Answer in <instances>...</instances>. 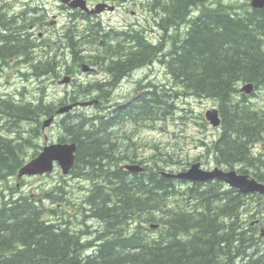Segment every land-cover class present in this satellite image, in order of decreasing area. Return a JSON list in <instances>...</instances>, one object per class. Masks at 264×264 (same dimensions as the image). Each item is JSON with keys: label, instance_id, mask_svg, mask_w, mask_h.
Masks as SVG:
<instances>
[{"label": "trees", "instance_id": "obj_1", "mask_svg": "<svg viewBox=\"0 0 264 264\" xmlns=\"http://www.w3.org/2000/svg\"><path fill=\"white\" fill-rule=\"evenodd\" d=\"M211 1L222 0H148L156 29L128 28L120 39L109 37L99 22L84 16L87 34L95 42L91 54L78 40L83 35L78 26L66 31L62 46L45 49L30 41L24 52L11 48L20 41L6 36L18 29L7 10L5 18L0 17V55L20 54L42 82L53 76L54 84L70 63L79 62L78 54L98 59L107 79L72 83L64 97L52 95V102L45 101L42 83L22 90L30 100L0 92V264H264L263 197L243 195L219 181L184 184L165 177L159 162L179 165L181 160H170L169 153L163 159L157 146L146 157V149L132 141L135 126L152 128L171 115L172 99L212 100L222 125L207 154L217 166L264 184V157L251 150L264 142V108L254 109L238 95L241 83L264 90V10L243 17L231 4L207 10ZM198 7L204 10L193 17ZM23 12L21 23L29 20ZM144 30L160 36L153 43ZM100 53L115 60L105 62ZM43 56L48 60L40 62ZM157 62L165 78L169 76L166 84L150 81L144 94L127 106L114 104L111 90L137 69ZM12 64L6 60L3 65ZM34 92L39 96L32 98ZM91 100L101 110L105 105L103 115L96 109L86 111L88 106L74 108L55 133L75 144L72 177L89 182L87 192L79 187L80 196L73 200L62 177V185L43 190L17 180L25 162L42 149L44 121L56 117L55 128L63 116L55 112L62 106ZM128 128L131 135L125 134ZM126 161L144 164L145 172L118 170ZM187 166L183 163L181 171ZM152 224L157 229H151Z\"/></svg>", "mask_w": 264, "mask_h": 264}, {"label": "rangeland", "instance_id": "obj_2", "mask_svg": "<svg viewBox=\"0 0 264 264\" xmlns=\"http://www.w3.org/2000/svg\"><path fill=\"white\" fill-rule=\"evenodd\" d=\"M229 1L231 2L230 6L232 7L233 11H237V12L241 11L242 4L240 0L212 1L210 4H215V6L209 7V3H208L206 5V9L211 10L212 8L217 7V5L219 4L229 5ZM62 2L64 1L62 0ZM134 3L130 4L131 5V9L129 11L130 13L129 14L127 13V16H123L124 18L127 19V24H130L132 27H135L138 29L148 27V24L150 22H154L153 17L150 16L147 12V8H151V7H148L149 5L148 1L142 0L141 3L143 4H141L140 0H134ZM203 10L204 9L202 7L201 9L200 8L194 9L193 10L194 13L192 14V16L193 17L197 16V14L199 12H202ZM131 12H133L134 14H132ZM110 16H111V13H110ZM190 27H191L190 24L188 25V27L186 25L187 32L190 29ZM19 36L20 35H16L13 33L6 37L18 38ZM23 45L24 43L18 42L12 45L11 48H15L16 50H19V48H22ZM89 54L91 53L89 52ZM3 57H5L4 60H8L11 57H15V56L14 55H4ZM66 57H68L67 53H66ZM107 58L109 59L107 60ZM111 58H112L111 55L109 57L108 55H106L103 60L105 61L115 60ZM12 65H13L12 68L13 67L21 68L20 66H16L14 64ZM15 74L16 73L10 69L6 73V76L8 78H17V77H14ZM89 79L91 81H96L100 79V76L99 74L97 75L93 74L89 76ZM146 79L148 81L149 80L158 81L160 83L166 84L169 81V76H167L166 74V78H165V69L162 65H159V63L153 64L150 70L145 69V71H140L138 73H135L134 75L124 80L119 89L111 90V94L113 97L112 99H113L114 104H119L116 102L124 99L125 97L126 98L122 102L120 101V103H124L128 101L129 99H131L132 97L136 96V94L139 93L140 89L142 88V83H144ZM2 84H3L4 89L9 88L10 90L13 91L14 89L13 83L8 84L6 82H2ZM17 84H21V83L18 82ZM26 84H28L30 87H33V88L39 86L37 83H34V84L26 83ZM51 85L52 83L49 86H47L48 92L53 93V92H59V91L64 90V89H61L60 86H58L57 84H54L52 86ZM31 95H32V98L38 97L39 93L34 92ZM47 101L52 102L50 99ZM250 101H252L251 103H259V104L264 103V91L259 90L257 94L250 99ZM171 102H172V105H174V108L170 110L171 115L168 116L166 120H162L159 122L155 121L153 130H149L143 126L141 127L137 125L136 130L134 132V140H133L137 147H142L143 150L146 149V152H145L146 157L152 156L156 152L155 146H157L158 150L162 153L161 157L163 159L167 158L165 153H169L172 156L170 160H173V161L181 160V163H179V165H171V164L165 165L159 162L161 166L164 165L165 172H169L171 170L176 172L177 171L176 169L181 168L183 166V163L188 164V166L186 167L188 168L189 165L193 162L194 158L201 155V152L203 151V149L199 148V146L202 143L206 145L210 144L211 141L216 139L219 135V130H217L216 128H212L203 118L204 113L207 110L216 107V104L214 101L206 100V99L196 100L192 98H189V99L181 98L179 100H176L175 102H173V99H172ZM104 108H105V105H103L102 110ZM86 111L91 113L92 111H95V109H88ZM56 132H57V129L56 128L54 129L53 127H50L44 131V136L48 138L47 142L50 143L52 141H56V140L50 139L56 136L55 134ZM262 144L257 143V144L252 145L251 150L254 151L256 154H259V152H261L262 150L261 148ZM70 145L72 144L69 142V146ZM204 163L211 167L215 166L211 159L209 161L208 159H204ZM24 182L26 183L27 188L38 189L37 187H35L38 185V183L33 185L34 181L32 180H27ZM15 184L17 185L18 182L15 181ZM79 187H84L85 193H86L90 185H89V182L77 180L76 185H75V192L72 196L73 200L80 196L79 195L80 193L78 191ZM81 197L84 198V196H81ZM141 231H144V230H141Z\"/></svg>", "mask_w": 264, "mask_h": 264}, {"label": "flooded vegetation", "instance_id": "obj_3", "mask_svg": "<svg viewBox=\"0 0 264 264\" xmlns=\"http://www.w3.org/2000/svg\"><path fill=\"white\" fill-rule=\"evenodd\" d=\"M63 1L64 2H62V0H0V17L3 16V18H5L6 10H7L10 22L13 23L15 25V28L18 29V31H15L16 35H20L17 38L18 41L24 43L22 48H19V51L24 52L27 49L25 47H31L30 41H33L35 44L44 47L45 49L47 48L50 49V47H53V44L55 43L58 44L59 46H62L61 38L65 37L66 31L68 29L77 28L78 19H80L81 21L83 19H86L84 16L98 17L100 15H108L111 13L109 9L112 6H114L113 12H116L117 10L116 5L114 4L116 0H81L83 1V3L80 0H63ZM132 1L133 0H126L125 6L130 5ZM248 1L249 0H240L242 4L241 12L243 15L247 14V12L245 11H246V3ZM41 4L45 5L46 7H43ZM93 4H96L94 9L97 10V13L99 14H88L85 11L81 10L80 8V6H84L85 9L87 8L88 11H90ZM26 5H29V7L26 8V10L29 9V12H26L29 20L28 22L21 23L22 17L24 18L26 17L25 13L21 11V9L25 8ZM99 5L106 6L104 8L105 12H101L100 8L98 7ZM46 13H51L49 18L46 17ZM79 25L83 32L85 30V23L81 22ZM98 28L102 29L101 26ZM25 38H28L29 40H26ZM78 40L81 42V45L87 46V50L91 49L90 44L92 42V39L91 36H89L87 33L84 32L83 37L78 38ZM92 45L95 46L94 41L92 42ZM101 45L103 46L102 42ZM101 45L98 46L101 47ZM10 52H12L10 53V55H14L15 58H18L20 55V54H14L13 51ZM31 52L36 53L35 50H31ZM0 57H3V55H0ZM13 58L14 57H11L10 59H8V61L13 63L14 65L21 66L22 68L23 67L25 68L27 66V62H28L27 59L18 58L17 59L18 63H16L14 62ZM90 58L91 59L89 60V64H88L90 65V72L92 74H99L98 72L99 61L96 63L95 62L96 58L95 59H93V57ZM77 59L79 62L76 61V64L84 63L83 55L78 54ZM5 61L6 60L0 62V65H3ZM91 65L94 66L97 71H93ZM66 73L71 77L73 76L72 82L80 80V71L76 67H73L72 64L68 66V70L66 71ZM122 82L123 81H121V83ZM202 166L205 168V163ZM208 168L210 169L209 166L206 167L205 169Z\"/></svg>", "mask_w": 264, "mask_h": 264}, {"label": "water", "instance_id": "obj_4", "mask_svg": "<svg viewBox=\"0 0 264 264\" xmlns=\"http://www.w3.org/2000/svg\"><path fill=\"white\" fill-rule=\"evenodd\" d=\"M250 5L252 8L262 9L264 7V0H252ZM252 90V84H246L240 89V91L246 95H250ZM66 110L67 109H62L60 113L63 114V112ZM205 118L214 128L219 127L221 124L218 110L216 108L207 111L205 113ZM50 122L51 120L46 122L45 125H49ZM73 153V148L66 146V144H55L53 146L46 147L44 152L41 154V159L38 161L41 163V165L37 167L40 168L37 169L34 166H31L37 162L34 161V163H29L30 165L21 170L20 176L24 174L35 175L37 173L43 174L51 172L53 169V162H58L64 172H66L73 164ZM124 169L132 174L144 171V168L141 165L136 164L128 165ZM164 176L176 177L177 179L192 183H203L209 180H219L226 183L230 188L236 189L245 195L254 193L264 195V185L254 179L249 178L248 175L238 174L234 170L224 171L220 170L219 168H214L213 170L206 172L200 169L199 163L192 164L187 171L177 175L164 174Z\"/></svg>", "mask_w": 264, "mask_h": 264}, {"label": "bare ground", "instance_id": "obj_5", "mask_svg": "<svg viewBox=\"0 0 264 264\" xmlns=\"http://www.w3.org/2000/svg\"><path fill=\"white\" fill-rule=\"evenodd\" d=\"M229 4H231V2L229 1ZM43 7H46L45 5H43V4H41ZM34 6V5H33ZM37 6H39V5H37ZM29 7V5H26L25 6V8H22L21 9V11H26L27 12V10H26V8H28ZM80 8H81V10H83V11H85L86 13H88L89 11H88V9L86 8L85 9V7L84 6H80ZM95 13L97 12V10H93ZM51 15V13H46V17L47 18H49V16ZM106 16L107 17H111L110 16V14H108V15H100V16H98V17H92V20L94 21V22H99L100 23V26L102 27V30L104 31V33L105 34H107L109 37H117V36H115V33H113V32H111V31H108V30H106V28H105V25H106V22H107V19H106ZM77 22H78V27H80V23L81 22H84L85 23V30L82 32V33H87V29H86V26L88 25L87 24V22H86V19H83V20H81L80 21V19H78L77 20ZM70 28V27H69ZM81 28V27H80ZM81 31H82V29H81ZM112 33V34H111ZM81 37H83V35L81 36ZM88 52H90L91 53V51H89L88 50ZM67 54H68V52H66ZM89 54V53H88ZM91 58H89V59H87L88 60V62H89V60H90ZM72 64V66L73 67H76L79 71H81V72H84V70H83V68H82V66H84L85 65V63L84 64H82V66L81 67H79V66H77L76 64H73V63H70L69 65H71ZM68 65V66H69ZM12 66L13 65H11L9 68L8 67H6V66H4V65H2V67H0V83L3 81V82H6V83H8V84H12L13 83V87H14V89H13V91L12 90H10L9 88H6V89H4L3 88V84L1 83L0 84V92L2 93V94H4V93H8V94H13L15 97H14V99L15 100H24L25 101V99H27V100H30V98L28 97V93H27V95H25V93L22 91L23 89H25V90H31V87L28 85V84H26V83H37L39 86L41 85L40 83H38L37 82V78L35 77V76H33V74H32V72L29 70V69H27V68H29V67H21L22 68V70L24 71V76L23 77H20V79L19 78H8L7 76H6V73L8 72V70H10L11 68H12ZM86 66H88V67H90V65H86ZM98 72H99V76H100V79L101 78H105V73H103V72H100L99 71V69H98ZM84 74H85V76H86V82H89V76H91V75H93L91 72H90V70L89 71H86V72H84ZM97 75V74H96ZM68 77V78H72L70 75H68L67 73L66 74H64V75H60L59 76V78L54 82V84H57L58 86H60V82H62V78H64V77ZM96 79V78H95ZM18 82H20L21 84H17ZM46 82H48L47 80L44 82V83H46ZM85 82V83H86ZM49 83L50 82H48L45 86H43L42 85V93H43V95H44V99H45V101L46 102H48L47 100L48 99H50L51 100V97H52V95H55L56 93L55 92H53L51 95H49V93L47 92V86H49ZM75 84L76 83V81L75 82H72L71 81V83L69 84H67L66 85V89L64 90V91H59L60 92V98H62V97H64V92L67 90V89H69V86L71 85V84ZM53 84V82H52V85H54ZM246 83H241L240 85H239V87H238V91H239V88L241 87V86H243V85H245ZM51 85V86H52ZM36 88H38V86L37 87H35V89ZM46 90V91H45ZM116 90V89H115ZM261 90H263V89H261ZM19 93H22V95L21 96H18L19 95ZM90 103V101H78V102H76V103H70V104H66L65 106H62L58 111H56L55 112V114H56V116L58 115H62L61 113H60V111L62 110V109H67L64 113L65 114H68L70 111H73L74 110V108H78V107H85L86 105H88ZM116 103H118V102H116ZM70 107V108H69ZM56 117H54V116H52V117H50L49 119H47L46 121H44V123H43V125H42V132H43V135H44V131L46 130V129H48V128H50V127H53V121H54V119H55ZM49 120H51V122H50V124L52 123V126L49 124V125H45V123L46 122H48ZM54 128V127H53ZM55 129V128H54ZM51 140H52V138H50ZM47 140H48V138L47 137H45L44 136V140L42 141L43 142V144H42V142H41V144H40V146H41V150L38 152V154H37V156H35L34 158H32V159H30V162L31 163H34V161H37L35 164H33V165H31V166H34L35 168H37V169H39L40 167H37V166H40L41 165V163L40 162H38L40 159H41V154L44 152V149L47 147V144H46V142H47ZM72 145H70V147H72L73 148V152H75V150H76V146H75V144H73V143H71ZM52 145H54L53 144V142H52ZM36 176L39 178V179H42L43 178V174H40V173H37L36 174Z\"/></svg>", "mask_w": 264, "mask_h": 264}]
</instances>
